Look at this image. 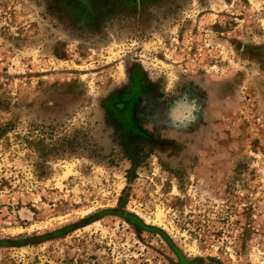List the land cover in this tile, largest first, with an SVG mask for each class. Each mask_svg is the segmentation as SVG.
I'll use <instances>...</instances> for the list:
<instances>
[{
    "label": "rangeland",
    "instance_id": "374dc122",
    "mask_svg": "<svg viewBox=\"0 0 264 264\" xmlns=\"http://www.w3.org/2000/svg\"><path fill=\"white\" fill-rule=\"evenodd\" d=\"M181 260L264 264V0H0V264Z\"/></svg>",
    "mask_w": 264,
    "mask_h": 264
},
{
    "label": "water",
    "instance_id": "95a60500",
    "mask_svg": "<svg viewBox=\"0 0 264 264\" xmlns=\"http://www.w3.org/2000/svg\"><path fill=\"white\" fill-rule=\"evenodd\" d=\"M169 111H172V114H173V113L176 111V109H175V108H170V109L168 110V112H169ZM172 114H171V115H172Z\"/></svg>",
    "mask_w": 264,
    "mask_h": 264
},
{
    "label": "trees",
    "instance_id": "16d2710c",
    "mask_svg": "<svg viewBox=\"0 0 264 264\" xmlns=\"http://www.w3.org/2000/svg\"><path fill=\"white\" fill-rule=\"evenodd\" d=\"M181 261H182L183 264H189V263L185 262L184 260H181Z\"/></svg>",
    "mask_w": 264,
    "mask_h": 264
}]
</instances>
